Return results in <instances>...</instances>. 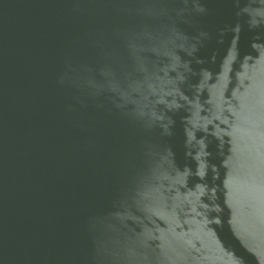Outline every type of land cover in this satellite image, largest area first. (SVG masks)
I'll return each instance as SVG.
<instances>
[{"label":"water","instance_id":"95a60500","mask_svg":"<svg viewBox=\"0 0 264 264\" xmlns=\"http://www.w3.org/2000/svg\"><path fill=\"white\" fill-rule=\"evenodd\" d=\"M0 264H264V0H0Z\"/></svg>","mask_w":264,"mask_h":264}]
</instances>
